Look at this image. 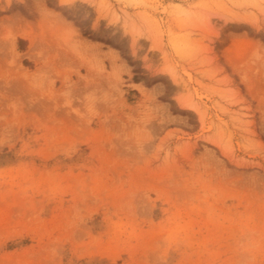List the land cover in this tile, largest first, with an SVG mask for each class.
<instances>
[{
  "label": "rangeland",
  "instance_id": "obj_1",
  "mask_svg": "<svg viewBox=\"0 0 264 264\" xmlns=\"http://www.w3.org/2000/svg\"><path fill=\"white\" fill-rule=\"evenodd\" d=\"M0 264H264V0H0Z\"/></svg>",
  "mask_w": 264,
  "mask_h": 264
},
{
  "label": "bare ground",
  "instance_id": "obj_2",
  "mask_svg": "<svg viewBox=\"0 0 264 264\" xmlns=\"http://www.w3.org/2000/svg\"><path fill=\"white\" fill-rule=\"evenodd\" d=\"M51 11V10H50ZM85 39V38H84ZM88 43V42H87Z\"/></svg>",
  "mask_w": 264,
  "mask_h": 264
}]
</instances>
